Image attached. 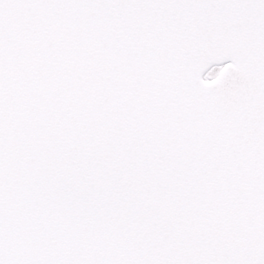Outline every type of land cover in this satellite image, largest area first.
Wrapping results in <instances>:
<instances>
[{
    "label": "snow or ice",
    "instance_id": "1",
    "mask_svg": "<svg viewBox=\"0 0 264 264\" xmlns=\"http://www.w3.org/2000/svg\"><path fill=\"white\" fill-rule=\"evenodd\" d=\"M0 264H264V0H0Z\"/></svg>",
    "mask_w": 264,
    "mask_h": 264
}]
</instances>
